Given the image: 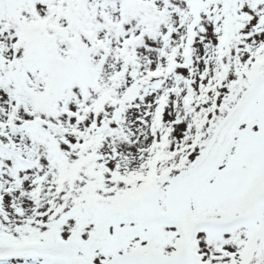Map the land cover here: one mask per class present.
<instances>
[{"label": "snow or ice", "instance_id": "1", "mask_svg": "<svg viewBox=\"0 0 264 264\" xmlns=\"http://www.w3.org/2000/svg\"><path fill=\"white\" fill-rule=\"evenodd\" d=\"M0 264H264V0H0Z\"/></svg>", "mask_w": 264, "mask_h": 264}]
</instances>
